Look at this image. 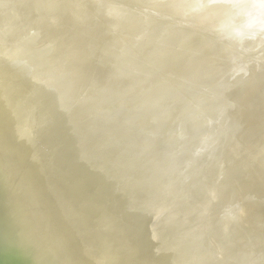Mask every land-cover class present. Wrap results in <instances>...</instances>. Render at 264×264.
Here are the masks:
<instances>
[{
    "label": "bare ground",
    "instance_id": "1",
    "mask_svg": "<svg viewBox=\"0 0 264 264\" xmlns=\"http://www.w3.org/2000/svg\"><path fill=\"white\" fill-rule=\"evenodd\" d=\"M62 1L0 13V264H264V0Z\"/></svg>",
    "mask_w": 264,
    "mask_h": 264
},
{
    "label": "rangeland",
    "instance_id": "2",
    "mask_svg": "<svg viewBox=\"0 0 264 264\" xmlns=\"http://www.w3.org/2000/svg\"><path fill=\"white\" fill-rule=\"evenodd\" d=\"M1 1H3L2 3H7V5L5 4V7L4 8H2L3 6V4L1 3ZM8 1H10V2H8ZM13 1V2H12ZM21 2V3H19V2ZM0 0V6H1V8H0V11H1V9H3L0 13L2 14V15H4V16H2V15H0V16H2V17H4L5 18V16H6V18L11 14V11H12V8H15V10L17 9V7L19 6H21V5H24V4H26V3H28L29 2V0H25V3H24V1H21V0ZM31 1L32 0H30V2L29 3H31ZM42 1V5H45V6H48V7H51V6H53V4H54V0H41ZM79 1H81L82 2V0H79ZM78 0H63L62 1V3L60 4V6H59V8L57 9V10H60V7H64L63 5H70L72 2H77V4H81L80 2H79ZM12 2V3H11ZM17 3L18 2V4H17V6L16 5H14V3ZM11 5H13V7H11L10 6V4ZM15 3V4H16ZM24 3V4H23ZM8 6V7H7ZM10 6V7H9ZM18 7V8H19ZM8 11H7V10ZM11 9V10H10ZM5 10V11H4ZM9 10H10V12H9ZM4 11V12H3ZM13 11H14V9H13ZM5 12H8V14L6 13L5 14ZM2 17H0V22H2L1 20H3V18ZM82 25L84 26L85 24L84 23H82ZM0 34L2 35L3 33H1V30H0ZM0 35V36H1ZM0 69H1V66H0ZM2 70V69H1ZM0 70V72L2 73V71ZM258 118H260V116H257ZM261 118H263V117H261ZM260 120V119H259ZM262 121H264V120H260V122H262ZM263 130H264V127H263ZM3 143V142H2ZM1 146H0V150H1V152H7V150H9V149H7L6 147L8 146V148H10L11 149V147H10V145H4V143H3V145L4 146H2V144H0ZM258 147L257 148H255V149H252L251 151H248V158H250V159H254L255 161H257L258 160V155H259V152L261 151V149L263 148L264 149V134H262L261 135V137H260V139H259V143H258ZM1 148H5V149H7L6 151L4 150V149H1ZM258 148H260L259 150H258ZM13 151H14V149H13ZM0 152V153H1ZM8 152H12V151H8ZM5 154V153H4ZM40 157V156H39ZM10 159H12V158H10ZM7 161H10L9 159H7ZM6 162V161H5ZM258 165L259 166H263L264 167V151H263V155H262V158H260V163H258ZM264 169V168H263ZM263 174H264V172H263ZM243 177H250V175L248 174V173H246V174H242L241 175V178H243ZM248 181H249V184L253 187V181H252V178H249L248 179ZM260 183H261V189H263L264 188V178H263V175L261 176V178H260ZM181 211H186V212H188V210L185 208V206L181 209ZM180 211V212H181ZM217 213H219V212H217ZM215 217H216V215L215 214H213ZM4 221H5V219H3ZM242 257H245V258H247V259H249V261L250 262H252L253 264H255V258H253L252 259V253L251 252H249V250H247L246 251V253L245 254H243V255H235V257L234 258H232L231 260H230V262L232 263V264H242V263H244V262H249L248 260H246V259H243ZM249 262V263H250ZM260 263V262H259ZM223 264V263H222ZM228 264H230V263H228Z\"/></svg>",
    "mask_w": 264,
    "mask_h": 264
}]
</instances>
